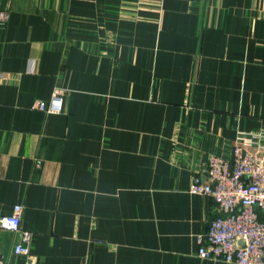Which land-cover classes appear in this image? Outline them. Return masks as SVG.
<instances>
[{
  "label": "crops",
  "instance_id": "crops-1",
  "mask_svg": "<svg viewBox=\"0 0 264 264\" xmlns=\"http://www.w3.org/2000/svg\"><path fill=\"white\" fill-rule=\"evenodd\" d=\"M0 215L35 264H228L190 194L209 154L264 133V0H0ZM62 95L61 111L48 104ZM13 231L0 254L24 264Z\"/></svg>",
  "mask_w": 264,
  "mask_h": 264
},
{
  "label": "built area",
  "instance_id": "built-area-1",
  "mask_svg": "<svg viewBox=\"0 0 264 264\" xmlns=\"http://www.w3.org/2000/svg\"><path fill=\"white\" fill-rule=\"evenodd\" d=\"M7 15L0 12V20ZM62 95L54 91L48 104L34 106L50 113L61 111ZM205 174H194L190 194L211 197L215 216L197 235V255L228 264H264V133H242L233 143L228 158L209 154ZM22 206L0 215V229L18 234L12 247L24 264H35L31 254L33 233L21 227ZM0 264H8L0 254Z\"/></svg>",
  "mask_w": 264,
  "mask_h": 264
}]
</instances>
